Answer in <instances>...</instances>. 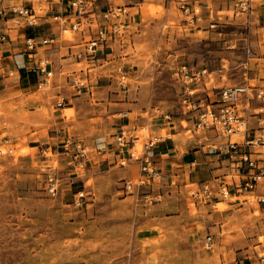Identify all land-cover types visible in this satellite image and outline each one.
Listing matches in <instances>:
<instances>
[{
  "label": "rangeland",
  "instance_id": "rangeland-1",
  "mask_svg": "<svg viewBox=\"0 0 264 264\" xmlns=\"http://www.w3.org/2000/svg\"><path fill=\"white\" fill-rule=\"evenodd\" d=\"M203 1L202 6L210 4L211 11L202 7L201 27L210 19L217 21V26L183 31L178 26L182 22L179 12L166 0H96L98 7L127 5L129 18L134 19L132 32L93 57L76 56L81 47L68 46L66 40L45 46L43 52L54 70L49 86L37 89L31 85L22 90L18 81L8 103L0 100V131L15 144L12 155H0V264H156L163 254V238L145 237L141 228L147 216L145 208L160 197L142 190L156 187L162 178L128 193L124 183L137 176L134 164L120 166L109 153L91 151L84 168L72 171L58 145L65 136L88 147L97 139L111 141L127 117L131 123L145 120L143 112L149 106L170 113L176 122L187 117L182 114L180 87L173 75L180 61L215 70L216 80L217 69L225 64L220 84L243 82L245 76L257 72L242 64L245 37L255 50L257 22L247 32L241 20L230 15L229 0ZM36 31L46 35L56 28L44 24ZM64 37L70 35L65 32ZM229 42L234 47L227 48ZM61 58L66 59L62 62ZM122 74L124 79H120ZM73 76L84 79V84L73 85ZM77 91L76 100L70 99ZM58 96L63 99L61 106L56 105ZM65 103L73 107L56 109ZM252 105L258 103L252 101ZM56 115L71 118L66 131L55 130ZM247 120L253 134L264 126V109L248 111ZM187 123L190 127L192 118ZM160 133L167 131L161 129ZM195 136L204 134L185 132L180 137ZM46 166L54 167L60 179L54 197L44 190L41 168ZM78 191L84 196L76 203ZM224 207L218 203L215 209ZM238 218L264 232V209L255 207L253 211L246 205ZM263 243L264 233L257 237L253 249Z\"/></svg>",
  "mask_w": 264,
  "mask_h": 264
},
{
  "label": "built area",
  "instance_id": "built-area-1",
  "mask_svg": "<svg viewBox=\"0 0 264 264\" xmlns=\"http://www.w3.org/2000/svg\"><path fill=\"white\" fill-rule=\"evenodd\" d=\"M203 0H166L167 5L174 7L182 19L179 29L185 31L190 28H214L217 21L208 20L207 25L201 27ZM255 0H229L230 15L241 20L242 25L250 31L253 24V10ZM128 6L124 4H108L98 7L96 0H0V51L10 49V41L17 40V50L13 53L14 67L4 68L0 72V86L6 78L13 77L21 68L32 71L36 76L35 87L45 88L53 77V64L43 48L51 44H61L66 40L71 47H81V54L94 56L97 51L111 47L110 43L121 40L125 34L132 32L134 19L129 18ZM49 24L56 28V32L43 35L36 28ZM256 35L258 43L264 48V23L257 24ZM69 31L70 37L64 33ZM242 62L244 67L250 68L252 58L264 53H257L251 46L250 40L245 37ZM7 46V48L5 47ZM227 48L234 47V43H227ZM84 56V57H85ZM28 63V64H27ZM225 64L217 69V78L221 80ZM62 74V71L60 72ZM215 70L206 66H196L186 61H180L173 69V75L179 84V102L182 106V117L179 124L191 134L213 131L216 136L226 138L220 147H209L208 153L236 154L239 156L240 166L245 171L240 172V179L236 183H229L223 177L215 175L208 180H201L197 184L189 182L186 187L187 195L196 201H211L218 198L212 205L215 207L220 201H237L252 199L257 203H264V193H254L257 184L264 178V131L248 137V123L244 114L245 105L256 99L264 103V76L249 78L239 83H222L216 86ZM124 79V75H120ZM262 80L257 83V80ZM72 84L83 85L84 79L73 76ZM123 82V81H122ZM211 91V94H210ZM210 94V95H209ZM63 104L60 97L56 103ZM244 106V107H242ZM264 106L256 108L261 112ZM145 117H157L165 122L172 121L171 114L162 111L158 106H149L143 112ZM127 115L123 113L122 116ZM192 124L188 127V121ZM184 122V124H183ZM261 124V120H258ZM240 136L241 141L233 139ZM168 138V134L153 133L149 122L142 124H120L112 135L111 141L97 139L93 147H88L82 141L65 136L58 145L60 153L65 157L66 165L72 171L84 168L89 162L91 151L109 153L117 160L120 166L134 164L137 167V176L126 180L124 188L128 193L137 192L138 188L162 178L161 170L155 162V148ZM260 149L253 156L248 147ZM15 149L13 140L0 131V155H12ZM93 156V155H91ZM44 173V190L47 195L54 197L58 193L60 179L54 167L41 168ZM77 203L83 192L75 194ZM211 237H205V245L210 246ZM260 264H264V243L254 251Z\"/></svg>",
  "mask_w": 264,
  "mask_h": 264
},
{
  "label": "crops",
  "instance_id": "crops-1",
  "mask_svg": "<svg viewBox=\"0 0 264 264\" xmlns=\"http://www.w3.org/2000/svg\"><path fill=\"white\" fill-rule=\"evenodd\" d=\"M202 2L204 3V1ZM209 5L204 4L203 7L207 9ZM209 10L210 8H208ZM253 18L257 24L264 23V0L254 1ZM17 42V40H11L10 49L4 54L0 51V72L4 68L14 67L13 53L17 50ZM254 47L257 53H264V48L260 46L258 40ZM65 59L61 58L60 60L64 62ZM79 62L81 60L76 61V63ZM251 68H255L257 72L248 75L249 78L263 77L264 55L252 58L249 69ZM59 70L60 73L61 69ZM15 76L18 78L17 81H11L12 77L2 81L0 100H3V102L11 99L15 94L16 90H12V87L16 82L19 81V87L22 90H28L31 85L35 86L36 76L32 71L21 68L13 78ZM32 79H34V83L31 84ZM261 82L262 80H257V83ZM24 84L26 86H22ZM215 84L219 86L222 83L220 84L217 78ZM74 94L73 98L70 97V99L76 100L78 91ZM252 101H256L258 105L253 106ZM261 103L256 99L250 100L244 108L246 118L247 112H255L257 107L262 106ZM67 104L69 103H65L64 106L56 109L63 110L73 107V104ZM127 118L126 122L120 124L138 125L149 122L151 132L160 133L163 129L168 134V138L160 142L154 150L155 162L161 170L162 182L156 187L152 186L149 191L148 189L142 190H147L145 192L152 196L159 195L160 197V199L145 208L147 216L142 226L144 228H141L146 233L145 237L163 238V254L158 257L156 264H260L253 248L256 247L257 237L264 232L261 231L260 227H249L248 222L238 218V213L246 205L251 206L253 211H255V207L257 210H262L264 209V203H257L251 199L245 201L240 196L237 201H220V203L225 204V207L215 209L212 203L218 200L216 197L206 202L193 200L186 195L185 186L189 182L197 184L199 181L208 180L215 175L223 177L229 183H236L240 179V172L245 171V168L243 165L239 167L238 155L218 152L208 153L209 147H220L226 142V138L216 136L213 131L202 132L204 134L202 137L183 138L180 136L189 131L183 129L179 122L174 120L165 122L159 118L157 119V117H145V120H140L141 122L133 121L131 123ZM71 121V118L56 115L55 123L57 125L55 130L60 131L62 129L63 132L66 131ZM260 126V128L255 127L253 134L264 131V126ZM247 127V136L250 137L253 134L250 133L249 125ZM238 137V140L241 141V137ZM248 149L253 156H260V154L254 153L255 149H259L258 147L249 146ZM254 193H264V178L257 184ZM207 235L211 237L209 247L205 245Z\"/></svg>",
  "mask_w": 264,
  "mask_h": 264
},
{
  "label": "bare ground",
  "instance_id": "bare-ground-1",
  "mask_svg": "<svg viewBox=\"0 0 264 264\" xmlns=\"http://www.w3.org/2000/svg\"><path fill=\"white\" fill-rule=\"evenodd\" d=\"M66 34L70 35L69 31H66Z\"/></svg>",
  "mask_w": 264,
  "mask_h": 264
}]
</instances>
